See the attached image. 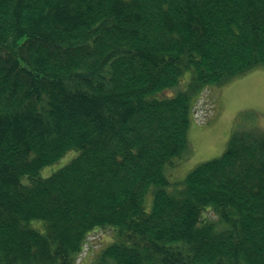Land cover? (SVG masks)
<instances>
[{"label": "trees", "instance_id": "16d2710c", "mask_svg": "<svg viewBox=\"0 0 264 264\" xmlns=\"http://www.w3.org/2000/svg\"><path fill=\"white\" fill-rule=\"evenodd\" d=\"M260 66L264 0H0V264H77L97 230L92 264H264V133L166 175L202 92Z\"/></svg>", "mask_w": 264, "mask_h": 264}, {"label": "rangeland", "instance_id": "374dc122", "mask_svg": "<svg viewBox=\"0 0 264 264\" xmlns=\"http://www.w3.org/2000/svg\"><path fill=\"white\" fill-rule=\"evenodd\" d=\"M190 78L191 72H185L176 87L151 98L174 97L185 90ZM199 98L195 105L196 115L192 113L190 117L187 150L174 167L166 170L169 191H174L176 185L198 165L219 158L226 151L233 132L254 130L264 133V66L253 68L224 85L208 86ZM77 156V151L67 152L53 164L42 168L39 177H50ZM22 182L28 184L29 180L24 177ZM150 204L151 196H147V208ZM36 226L41 229L39 223ZM112 242H115L112 231L93 232L77 264H92L101 250Z\"/></svg>", "mask_w": 264, "mask_h": 264}]
</instances>
